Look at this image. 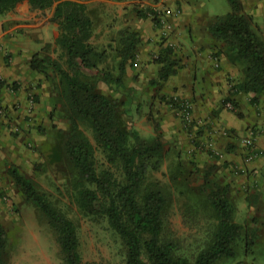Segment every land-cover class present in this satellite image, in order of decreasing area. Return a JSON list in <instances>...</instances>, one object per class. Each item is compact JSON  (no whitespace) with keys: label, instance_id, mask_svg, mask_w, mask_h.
I'll use <instances>...</instances> for the list:
<instances>
[{"label":"rangeland","instance_id":"rangeland-1","mask_svg":"<svg viewBox=\"0 0 264 264\" xmlns=\"http://www.w3.org/2000/svg\"><path fill=\"white\" fill-rule=\"evenodd\" d=\"M128 1L134 3H127ZM83 2L87 5L88 15L93 21L91 43L96 51L104 53L105 57L98 63V67L109 72L113 78L120 79L119 84H114L113 81L108 84L98 83V91L119 102V112L128 128L148 141L159 139L165 147L160 169L157 171L150 169L146 180V183L159 184L169 198V205L164 214L163 239L174 244L176 255L192 262L206 247L213 232L215 219L205 195L199 192V188L204 183L206 173L211 171L215 180L221 185L229 184L230 196L236 209L235 222L244 227L243 235L236 244V256L223 259L217 264H264V171L262 170L264 150L259 149L257 145L258 137L264 136V92L258 96L241 93L253 111L247 107L243 113H240L241 116L236 113V120L243 126H248L245 133L253 132L256 149L255 157L250 162L246 160V148L238 144L241 138L246 136L244 133L239 132L235 137L225 138L230 141L225 142L223 150L215 147L213 136L205 135L203 129H195L192 132L186 130L187 134L185 133L184 137L181 136V132L173 133L171 130L173 123L165 121L162 117L165 109H161L160 105L156 104L160 98L157 88L159 84L154 82V79L150 80L146 75H142L145 62L139 50L142 44H155L160 47V44L166 43L172 36L169 34L170 17L164 14V11L171 9L169 4L160 3V0H84ZM242 3L249 14L250 7L243 0ZM214 6L221 16L231 10L226 0H215ZM154 7L155 13L149 14L152 15L150 17L147 16L145 9ZM54 9L53 7L41 10L44 15L46 14L45 16L52 15L50 18L52 28L51 41L43 44L40 57L47 56L58 60L67 69L61 49L56 44L60 31L57 22L54 21L52 13ZM137 10L144 11L147 18L133 14ZM176 10L180 9L176 8ZM255 11L257 12V8ZM252 17L254 28L264 39V18ZM153 31H158V35L144 40L146 33L151 34ZM133 34H138L140 37L136 60L129 61L125 71L122 72L121 50L126 39L131 38ZM169 45L174 47L176 44L169 42L167 46ZM237 67L242 75V67L239 65ZM81 72L87 79L95 78L97 75L95 69L83 68ZM41 74L45 80L44 93L30 96L38 111L40 107V121L35 127L38 136L26 144L34 160L30 165L24 164L23 170L20 171L32 179L39 191L49 196L54 207L74 221L84 263L126 264L125 249L107 220L104 217L84 214L76 203L74 193L76 170L65 150L71 123L65 101L62 100L60 77L50 68ZM226 102L223 103V108ZM164 103L166 106L169 105L166 100ZM33 106L31 103V110L35 108ZM176 117L178 118L177 115ZM206 128L208 129V125ZM80 130L94 147L97 170L102 172L109 169L119 181H123L124 176L119 165L113 166L108 163L105 152L96 142L92 128L81 121ZM133 144L134 139L130 137V145ZM237 144L240 146V152ZM235 148L236 155L241 153L243 165L236 163V166H229L228 161H225L226 154H232ZM260 158H263L260 168H249L252 163L261 161ZM225 170L235 174L236 178L225 176ZM0 199L3 204L0 224L7 235V245L4 250L5 264H65L56 236L42 211L33 203L26 201L15 184L11 191L0 193ZM246 239L254 242L250 251L246 249Z\"/></svg>","mask_w":264,"mask_h":264},{"label":"trees","instance_id":"trees-1","mask_svg":"<svg viewBox=\"0 0 264 264\" xmlns=\"http://www.w3.org/2000/svg\"><path fill=\"white\" fill-rule=\"evenodd\" d=\"M24 1H28L33 9L55 8L54 21L60 31L56 44L61 49L67 69L58 60L40 57L39 53L33 57L31 65L39 73L50 68L60 77L61 99L65 101L71 123L65 150L75 166L74 193L80 210L88 216L107 220L125 249L126 264H217L223 259L234 258L236 244L243 235L244 227L235 222L236 209L229 184L221 185L211 171L206 173L204 183L199 188L215 219L206 247L192 262L176 255L174 244L163 239L164 214L169 198L159 184L146 183V180L150 169H160L165 147L159 139L148 141L128 128L119 112V102L98 91V83L113 81L119 84L120 79L113 78L109 72L98 67L105 57L91 43L93 21L84 0H0V15ZM226 1L231 10L210 23V33L223 44L222 52L227 60L242 67L241 79L235 87L236 94L258 96L264 92V39L254 28L253 17L245 11L242 0ZM146 15L139 12L141 18H147ZM130 37L121 50L122 72L129 61L136 60L140 43L138 34ZM173 49L170 45L162 48L154 59L162 65L159 72L161 82L175 75L179 67ZM83 68L95 69L96 77L87 79L82 75ZM236 113L241 116L239 112ZM81 121L92 128L108 163L119 165L123 181H119L109 169L102 172L97 170L94 147L80 130ZM230 132V136L234 134ZM130 137L134 139L133 146L130 145ZM10 176L26 201L42 211L56 236L65 264H86L80 254L79 235L74 221L54 207L49 196L39 191L32 179L17 167L10 169ZM6 245V231L0 224V264H5ZM253 245L252 240L246 239L247 251Z\"/></svg>","mask_w":264,"mask_h":264},{"label":"crops","instance_id":"crops-1","mask_svg":"<svg viewBox=\"0 0 264 264\" xmlns=\"http://www.w3.org/2000/svg\"><path fill=\"white\" fill-rule=\"evenodd\" d=\"M243 1L250 7V11L248 10L250 15L259 19L264 18V0ZM161 2L171 7L167 12L164 11V14L170 17L169 34L172 36L166 43L160 44V47L155 44L140 46L141 58L145 62L142 75H146L150 80L154 79V82L159 84L157 88L160 98L156 104L160 105L161 109H165L162 117L165 121L173 123L171 129L173 133L181 132L183 137L185 133L187 134L183 124L175 115L170 99L173 96L188 98L194 104L195 117L207 120L208 129L206 125L202 127L206 132L205 135L213 136L215 147L223 150L225 142L230 140L225 139L228 136H222L219 130L232 131L234 133L232 137L239 132L247 136L245 132L248 126L245 127L236 120V110L239 113H243L247 107L253 110L249 107L250 105L248 106L243 94H236L235 87L241 79L239 68L227 60L222 52L223 44L210 33V23L221 14H218L215 9V0H160ZM154 8H147L145 11L148 15L153 14L156 10ZM176 8L180 10L177 11ZM139 12L141 11L137 10L133 14L139 16ZM45 15L41 10H33L26 1L18 4L8 13L0 15V83L2 84L0 88V193L11 191L14 185L10 176L12 167L23 170L24 164L30 165L34 160L26 144L38 136L35 127L40 121V107L38 111L33 104L35 108L31 110L30 96L44 93L45 80L41 73L32 68L31 63L37 53L42 54L43 44L51 41L50 18L52 15ZM156 34L158 35V31L146 33L144 40L147 37L155 38ZM169 42L176 44L172 47L179 60V67L175 75L161 82L159 72L162 65L156 63L154 59ZM164 100L168 102V106L165 105ZM230 100L235 104L234 112L223 108V103ZM238 144L242 145L241 140ZM257 145L259 149L264 150V136L258 137ZM240 154L236 155L235 148L232 154H226L225 161H228L229 166H236V163L243 165ZM261 162L263 158L259 162L252 163L249 168H260ZM226 170L225 176L236 178L235 174ZM262 170L264 171V168ZM2 210L3 204L0 199V212Z\"/></svg>","mask_w":264,"mask_h":264},{"label":"built area","instance_id":"built-area-1","mask_svg":"<svg viewBox=\"0 0 264 264\" xmlns=\"http://www.w3.org/2000/svg\"><path fill=\"white\" fill-rule=\"evenodd\" d=\"M1 32V30H0ZM32 106H33V102ZM170 104L174 109V112L178 116L179 120L183 124V127L192 132L195 129H202L205 125H207V121H203L202 119H197L194 115V104L188 98H182L179 96H173L170 99ZM225 108L229 111L234 110V104L229 101L226 102ZM3 112V111H2ZM31 112V111H30ZM219 133L222 136H229L230 132L225 129L219 130ZM195 136V135H194ZM241 142L244 148H246V160L250 162L255 157V141L253 137V133L249 132L247 136L241 138ZM244 171V169H243Z\"/></svg>","mask_w":264,"mask_h":264}]
</instances>
